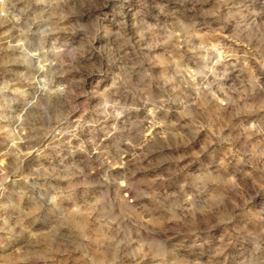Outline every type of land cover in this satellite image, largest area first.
<instances>
[{
    "label": "clouds",
    "instance_id": "9594fccd",
    "mask_svg": "<svg viewBox=\"0 0 264 264\" xmlns=\"http://www.w3.org/2000/svg\"><path fill=\"white\" fill-rule=\"evenodd\" d=\"M0 264H264V0H0Z\"/></svg>",
    "mask_w": 264,
    "mask_h": 264
}]
</instances>
